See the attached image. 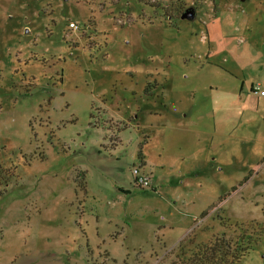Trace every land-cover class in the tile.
<instances>
[{
  "label": "rangeland",
  "instance_id": "rangeland-1",
  "mask_svg": "<svg viewBox=\"0 0 264 264\" xmlns=\"http://www.w3.org/2000/svg\"><path fill=\"white\" fill-rule=\"evenodd\" d=\"M255 84L264 0H0V264H170L264 225Z\"/></svg>",
  "mask_w": 264,
  "mask_h": 264
},
{
  "label": "trees",
  "instance_id": "trees-1",
  "mask_svg": "<svg viewBox=\"0 0 264 264\" xmlns=\"http://www.w3.org/2000/svg\"><path fill=\"white\" fill-rule=\"evenodd\" d=\"M262 235L264 225L252 224L250 221L244 226L243 223L241 232L236 237L217 235L207 244L198 243L190 248L185 244L181 245L170 264H237L241 256L250 250L252 241Z\"/></svg>",
  "mask_w": 264,
  "mask_h": 264
},
{
  "label": "built area",
  "instance_id": "built-area-1",
  "mask_svg": "<svg viewBox=\"0 0 264 264\" xmlns=\"http://www.w3.org/2000/svg\"><path fill=\"white\" fill-rule=\"evenodd\" d=\"M69 26L71 28H78L73 22ZM251 91L257 95H264V90L261 88L260 84L253 85ZM139 169L140 168L136 166L132 169L136 185L141 188H149L151 182L150 177L145 174H140Z\"/></svg>",
  "mask_w": 264,
  "mask_h": 264
},
{
  "label": "water",
  "instance_id": "water-1",
  "mask_svg": "<svg viewBox=\"0 0 264 264\" xmlns=\"http://www.w3.org/2000/svg\"><path fill=\"white\" fill-rule=\"evenodd\" d=\"M180 17L182 19L192 20L195 17V12L193 9H187L181 14Z\"/></svg>",
  "mask_w": 264,
  "mask_h": 264
},
{
  "label": "flooded vegetation",
  "instance_id": "flooded-vegetation-1",
  "mask_svg": "<svg viewBox=\"0 0 264 264\" xmlns=\"http://www.w3.org/2000/svg\"><path fill=\"white\" fill-rule=\"evenodd\" d=\"M194 10V9H193ZM194 12H195V10H194ZM182 14V13H181ZM196 14V13H195ZM181 18V17H180Z\"/></svg>",
  "mask_w": 264,
  "mask_h": 264
}]
</instances>
